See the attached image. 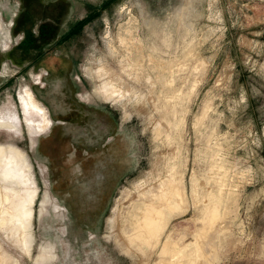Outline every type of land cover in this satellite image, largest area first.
Here are the masks:
<instances>
[{
    "label": "rangeland",
    "instance_id": "1",
    "mask_svg": "<svg viewBox=\"0 0 264 264\" xmlns=\"http://www.w3.org/2000/svg\"><path fill=\"white\" fill-rule=\"evenodd\" d=\"M27 1L44 12L22 16V0H0L4 28L16 21L7 47L0 37V109L23 124L1 128L0 143L27 153L39 185L31 254L0 230L17 264H153L157 255L126 249L121 199L174 161L189 197L174 235L192 242L208 194L222 191L230 213L212 264H264V0ZM102 63L129 100L97 91ZM28 86L53 120L36 137L20 99Z\"/></svg>",
    "mask_w": 264,
    "mask_h": 264
},
{
    "label": "bare ground",
    "instance_id": "2",
    "mask_svg": "<svg viewBox=\"0 0 264 264\" xmlns=\"http://www.w3.org/2000/svg\"><path fill=\"white\" fill-rule=\"evenodd\" d=\"M3 22L0 14V37L3 45L7 47L11 36L4 28ZM127 31L131 32L130 29ZM130 38L133 37H121L122 43L128 49L131 48V42L137 44ZM114 49L116 50L115 46ZM107 65L102 63L97 66L96 76L101 81L97 91L107 100H129L128 90L116 83ZM127 73H129L128 70ZM31 88L26 87L24 92L20 93V99L30 135L36 137L51 128L52 119L47 107L36 97L37 94L35 96ZM1 128L10 132L18 130L22 133L23 124L18 112L12 109H8L7 112L5 109H0ZM164 131L162 125L156 128L158 135H162ZM179 164L175 161L169 162L165 174L150 171L146 179L135 185V190L125 191L121 200L128 199L129 205L123 212L121 210L119 215L121 213L120 216L123 218L120 229L126 241V249L133 253H143L146 259L157 255L153 264H212L218 257L215 240L224 229L222 223L226 215L230 213V208L222 207V191H220L221 194L211 192L202 208L201 226L193 234L194 240L186 241L189 232L185 229L175 236L170 230L172 218L187 213L189 203L185 172ZM38 195L37 177L27 153L15 143H0V230L8 239H12L23 251L25 250L27 255L31 254L35 239L32 228L35 217L34 204ZM50 200L52 199L46 192L42 202L43 209L47 207ZM194 201L196 205L200 202L196 194ZM116 224L117 218H114V228ZM47 253L49 254L50 251L44 247L39 257L44 259ZM49 257H51L50 254ZM0 264H17L1 240Z\"/></svg>",
    "mask_w": 264,
    "mask_h": 264
},
{
    "label": "flooded vegetation",
    "instance_id": "3",
    "mask_svg": "<svg viewBox=\"0 0 264 264\" xmlns=\"http://www.w3.org/2000/svg\"><path fill=\"white\" fill-rule=\"evenodd\" d=\"M29 3V1H27V0H22V3H21V6H22V11H24V12H22V16L26 13V15L28 14V12H34V10H36V9H39L38 10V12H44V8H40L39 6V4L37 5V3H36V1H31L30 2V4H28ZM37 6V8L36 9H34L36 6ZM27 11V12H26ZM36 12V11H35ZM46 12V11H45ZM36 22L34 21L33 22V24H35ZM19 25V24H18ZM42 27H45V25H43V26H40V29L42 28ZM29 33V32H28ZM10 36H11V33H10ZM48 74H51L50 73V71H49V73ZM35 75V74H34ZM28 79H31V77H30V74L28 73ZM36 77H38V79H39V81H38V83H39V86H40V84L43 82V74L41 73V74H38V76H36ZM48 109V108H47ZM49 110V109H48ZM64 116V115H63ZM66 116L67 117H74V116H76V113H75V111H68L67 113H66ZM51 117V116H50ZM52 119V118H51ZM52 125H53V120H52ZM52 125H51V127H52Z\"/></svg>",
    "mask_w": 264,
    "mask_h": 264
},
{
    "label": "crops",
    "instance_id": "4",
    "mask_svg": "<svg viewBox=\"0 0 264 264\" xmlns=\"http://www.w3.org/2000/svg\"><path fill=\"white\" fill-rule=\"evenodd\" d=\"M3 1V0H2ZM7 11H8V9H7ZM20 13V12H19ZM1 14V16H2V18L4 19L5 17H7V16H10V12H6V13H4V12H2V13H0ZM5 14H6V16H5ZM8 22V21H7ZM14 22H16L15 21V19H13L11 22H10V25L12 24V26H10L9 27V30H8V32L9 33H11L12 32V28L14 27V25H15V23ZM20 31V30H19ZM26 29L24 28L23 30H22V33H26Z\"/></svg>",
    "mask_w": 264,
    "mask_h": 264
}]
</instances>
